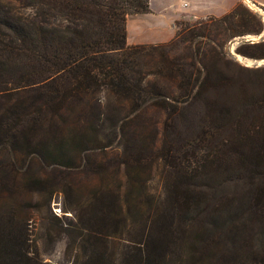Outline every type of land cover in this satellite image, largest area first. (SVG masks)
<instances>
[{
  "label": "trees",
  "instance_id": "trees-1",
  "mask_svg": "<svg viewBox=\"0 0 264 264\" xmlns=\"http://www.w3.org/2000/svg\"><path fill=\"white\" fill-rule=\"evenodd\" d=\"M27 1L32 12L28 20L11 15L0 4V148H18L26 156L29 150L39 148L57 165L63 164L60 159L66 152L68 157L73 148L81 150L91 140H98L75 131L60 141L57 135L47 138L70 105L88 108L75 127L92 132L100 133L107 123L123 133L130 128L129 116L148 109H161L168 122L179 106L200 99L204 93L205 54L199 49L203 41L215 43L212 37L258 35L263 30L262 23L238 4L218 19L175 22V34L167 44L129 46L126 17L148 13V0ZM179 45L189 50L181 62L168 56ZM261 47L264 41L249 46ZM237 53L264 58L261 52L237 49ZM161 80L174 87L175 96L168 97ZM112 104L127 109L128 114L115 121L110 113L100 112ZM253 106L263 115L248 125H240L238 120L235 125L241 127L239 137L247 142L243 153L246 171L259 170L257 175L264 181V92ZM93 109L99 112L94 114ZM90 119L98 122L99 130ZM42 134L47 136L42 138ZM123 155L126 182L117 187L112 200L95 187L70 209L75 216L70 245L79 252L71 264H186L194 244L186 235V221L195 204L189 196L194 193L197 177L187 175L183 164L174 167L169 163L175 177L166 179L161 189L172 201L167 206L162 200L149 201L139 217L128 221L120 193L145 191L146 184L135 178L134 172L142 158L126 152ZM140 202L135 201L133 208H141ZM25 222L12 212L0 214V264H45L28 253ZM123 232L127 246L114 259L113 243L108 238Z\"/></svg>",
  "mask_w": 264,
  "mask_h": 264
},
{
  "label": "rangeland",
  "instance_id": "rangeland-1",
  "mask_svg": "<svg viewBox=\"0 0 264 264\" xmlns=\"http://www.w3.org/2000/svg\"><path fill=\"white\" fill-rule=\"evenodd\" d=\"M250 1H239L236 5L241 4L262 23V32L234 38L224 35L218 40L212 37L216 44L203 41L199 49L205 54L204 93L200 99L179 106L170 121L165 122L161 109H148L129 116L130 128L123 133L107 123L98 133L75 127V121L88 108L84 104L70 105L62 113L59 126L49 130V136L42 134L41 137L50 139V135H57L60 141L75 131L83 132L88 138L97 136L98 140L96 143L91 140L81 150L73 148L68 157L66 152L60 159L63 164L57 165L39 148L29 150L27 156L18 148H0V214L12 212L26 221L30 256L45 264H71L79 252L70 245L75 232V216L70 209L80 197L84 199L93 193L95 187H99V194L112 200L117 187L126 182L122 164L123 152H126L142 158L143 162L140 161L134 172L135 178L146 184L145 191L120 190L128 221L139 217L149 201L162 200L166 206L172 201L161 189L166 179L175 177L173 167L167 165L183 164L187 175L197 177L196 186L192 187L195 198L189 196L190 203L195 204L186 221V235L194 242L188 250L192 257L187 263L264 264V181L257 175L259 170L246 171L243 153L247 142L239 137L241 127L235 125L236 120L240 125H248L263 115L253 103L264 92V58L251 59L237 53V49L264 53V47L249 48L264 41V7L250 5ZM152 3L154 13L160 12L162 0H152ZM0 4L16 17L28 20L32 14L27 0H0ZM173 6L177 4L174 2ZM175 10H167L165 18L174 16ZM223 15H206L185 22H203ZM132 23L130 20V29L135 30L137 27ZM188 51L179 45L168 56L181 62ZM233 54L250 63L237 61ZM160 84L168 97L176 95L170 83L163 84L161 80ZM112 105L100 112L110 113L115 121L128 114L127 109ZM93 112L97 114L99 110L93 109ZM90 123L99 130L98 122L90 119ZM135 201H141V208H133ZM108 239L113 243L112 256L117 259V254L125 251L127 235L123 232Z\"/></svg>",
  "mask_w": 264,
  "mask_h": 264
},
{
  "label": "crops",
  "instance_id": "crops-1",
  "mask_svg": "<svg viewBox=\"0 0 264 264\" xmlns=\"http://www.w3.org/2000/svg\"><path fill=\"white\" fill-rule=\"evenodd\" d=\"M167 1H170V4H166ZM201 1L206 3L200 4ZM239 1L243 0H162L160 12L154 13L152 0H148V13L126 17V43L129 46L168 43L175 34V22L203 18L206 15L219 17L230 12ZM174 2L177 7L173 6ZM250 2V5L253 3L264 7V0ZM174 8V16L165 18L164 13ZM130 20H133V26L137 27L135 30L130 29Z\"/></svg>",
  "mask_w": 264,
  "mask_h": 264
},
{
  "label": "bare ground",
  "instance_id": "bare-ground-1",
  "mask_svg": "<svg viewBox=\"0 0 264 264\" xmlns=\"http://www.w3.org/2000/svg\"><path fill=\"white\" fill-rule=\"evenodd\" d=\"M247 1V0H246ZM233 57L237 60V61H239V62H243V63H250L249 62V60H247V59H245V58H243V57H241V56H239V55H235V54H233Z\"/></svg>",
  "mask_w": 264,
  "mask_h": 264
},
{
  "label": "water",
  "instance_id": "water-1",
  "mask_svg": "<svg viewBox=\"0 0 264 264\" xmlns=\"http://www.w3.org/2000/svg\"><path fill=\"white\" fill-rule=\"evenodd\" d=\"M236 55V54H235ZM264 61V60H263Z\"/></svg>",
  "mask_w": 264,
  "mask_h": 264
}]
</instances>
